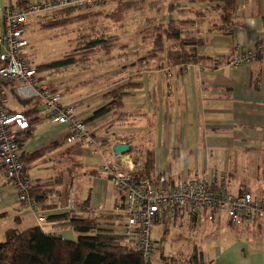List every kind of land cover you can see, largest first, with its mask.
I'll use <instances>...</instances> for the list:
<instances>
[{"label": "crops", "instance_id": "1", "mask_svg": "<svg viewBox=\"0 0 264 264\" xmlns=\"http://www.w3.org/2000/svg\"><path fill=\"white\" fill-rule=\"evenodd\" d=\"M29 1L42 0H0V17L5 5L25 6ZM107 2L104 4L108 5ZM217 3L172 0L161 18L175 19L184 31L182 37L201 38L197 50L204 55L229 57L256 44L264 46V0H235L229 21L220 18V10L214 8ZM95 16L105 21V13ZM226 22L229 31L225 30ZM139 55L122 61L127 62L124 65L98 73L93 67L69 71L71 75L86 76L81 79L49 80L61 91L64 101L77 105L96 145L67 142L69 125L51 122L46 113H38L42 108L39 106L33 115L38 119L21 146V155L44 148L32 161L23 160L32 184L62 176L57 185L47 190L46 204L50 207H41V212L46 216L68 210L67 184L71 175L79 182L77 193L72 195L79 211L111 212L119 193L102 170V164L108 159L119 169L134 168L137 163L133 156L141 148L152 149L155 170L172 180L198 174L206 180L215 179L217 186L230 192L248 191L264 201V54L258 53L247 64L237 67L226 63L214 65L207 59L168 66L161 53L137 66L133 62ZM128 81L132 86L122 98L121 108L113 107L88 119L110 101L104 96L108 90ZM9 96H16L9 91L10 110L32 107V102L25 106L21 101H12L10 105ZM123 141L129 143L128 151L115 154L113 144ZM85 199L87 205L80 207ZM36 217L18 200L0 164V219H13L22 229L39 224ZM184 221L193 229L192 246L202 251L207 264H264V222L232 225L225 211L217 210L211 221L197 213L190 219L179 214L162 223L165 227ZM45 226L54 229L49 223ZM8 229L0 228V241ZM59 232L66 238L77 235L69 228Z\"/></svg>", "mask_w": 264, "mask_h": 264}, {"label": "built area", "instance_id": "2", "mask_svg": "<svg viewBox=\"0 0 264 264\" xmlns=\"http://www.w3.org/2000/svg\"><path fill=\"white\" fill-rule=\"evenodd\" d=\"M95 1L42 0L29 1L25 6L5 5L0 17V164L19 200L37 214L39 222L45 220V214L27 192L31 183L18 141L19 132L28 127L29 120L23 111L8 109V93L13 91L19 100L38 98L51 122L69 125L67 142L96 145L76 105L64 101L61 91L49 80L37 78L36 68L25 53L29 45L25 36L29 14ZM258 53L264 54V46L247 47L231 54L226 64L231 67L245 65ZM102 170L119 193L111 209L121 217L119 231L132 239L146 264H151L155 246L151 236L153 226L164 220H173L179 214L190 219L198 213L201 218L211 221L217 210H224L232 225L264 222V201L254 198L248 191L230 192L223 186H217L215 179L206 180L193 174L176 177L169 185L156 184L150 176L135 175L132 166L119 169L108 159L104 160ZM72 204L69 198L66 205L73 208Z\"/></svg>", "mask_w": 264, "mask_h": 264}, {"label": "trees", "instance_id": "3", "mask_svg": "<svg viewBox=\"0 0 264 264\" xmlns=\"http://www.w3.org/2000/svg\"><path fill=\"white\" fill-rule=\"evenodd\" d=\"M105 1L96 0L95 3L101 4ZM140 1L115 0L120 9L135 8L136 4ZM210 1L218 2L217 5H214V8L220 10L221 19L224 21L232 20L235 0ZM81 6L78 4L56 10L54 13L59 14L60 19L51 21L49 25L66 24L73 22L76 18L95 16V14L100 13V11H97L98 13L86 12L81 15L74 14L75 16H69L74 9ZM112 13L107 12L105 15L110 18H115V15ZM176 23L175 19L166 18L146 26L143 29L145 33L142 36L145 39L153 37L152 47L142 55L137 56L133 63L141 66L147 60L158 57L159 53L163 55L161 56L168 66L199 62L206 59L212 60L214 65L228 61L230 56L213 57L200 53L197 50V46L203 40L201 38L182 37L181 34L184 31ZM226 25L225 30L229 31L230 25L227 22ZM119 41L120 37L117 33H100L99 35L92 36H87L83 33L77 39L76 45L66 54L48 62L36 64L32 62V64L36 68V75L39 79L46 78L42 74L44 71L52 70L50 73H54L64 67H76L75 64L77 63L83 64L81 66L82 68H90V64L95 60L98 53H103L106 56L109 55ZM131 84L128 81L108 90L104 96L110 99V101L95 110L88 119L103 115L113 107L121 108L123 105L122 98L129 93L126 90L132 86ZM27 101L32 102V107L23 110L28 116L29 125L26 129L19 132L20 136L18 141L20 147L24 140L32 134V124L38 119L36 115H33L36 114L41 105L38 98ZM130 150L132 151V147ZM136 150L139 154L134 155L133 158L137 165L132 170L135 175L150 176L152 179L154 178L153 180L156 181V184L169 185L172 182L170 176L155 170V157L152 149L141 148ZM43 151L44 148H41L28 154H22L21 158L25 162H30ZM61 179L62 176L58 175L52 180L41 181L35 184H32L30 180L31 186L27 192L34 198L39 208L50 207V205L46 204L47 190H49L51 185H57ZM87 203L88 200L85 199L79 206L83 207L82 205H87ZM73 205V208H69L63 212L47 214L43 222L38 221L39 224L22 229L9 228L5 232V238L0 241V264H146V259L138 252L132 239L120 232L119 229L117 231L115 230L114 226L119 224L118 222L121 218L118 214L112 212L93 213L90 210H87L88 213H84L83 211H79L80 208L75 205V202H73ZM52 206H56V204L53 203ZM31 211L33 212V210ZM164 221L165 223L167 222V220ZM45 223L51 224L55 230L47 228ZM167 226L166 224L165 228ZM66 228L75 231L77 234L76 237L66 238L63 233L59 232L61 229ZM50 231L54 234H49ZM155 248L156 242L154 250ZM160 258L162 260L160 262L161 264H207V260L204 259L202 251L193 246H191V250L186 255H183V257L165 256L161 253Z\"/></svg>", "mask_w": 264, "mask_h": 264}, {"label": "rangeland", "instance_id": "4", "mask_svg": "<svg viewBox=\"0 0 264 264\" xmlns=\"http://www.w3.org/2000/svg\"><path fill=\"white\" fill-rule=\"evenodd\" d=\"M106 2L107 1L104 3ZM110 2L113 1H108V5H105L104 3L98 4L95 2L91 4H83L81 7L74 9L71 12L72 14L69 15L75 16L76 14L81 15L86 12H97V9L100 13L113 12L112 14L115 15V18L105 16V21H103L100 16L92 18L88 16L80 19L76 18L73 22L66 24L50 26L49 24L51 21L60 19L59 14L54 12L67 6L53 11H40L29 14L25 29V36L29 40V45L25 49L26 55L35 64L48 62L69 52L76 45L77 39H79L80 35L83 33L87 36L99 35L100 33H117L120 37V41L112 49L110 54L106 56L103 53H98L95 60L89 66L95 68V72L98 73L100 70L105 71L106 69H113L120 65H124L127 62L121 63L122 61L130 60L134 56L143 54L151 49L153 37L145 39L142 36L143 33H145L143 32V29L146 26L152 25L161 20V13H164V10H168L167 8L169 5L171 6L172 0H141L136 4L135 8L133 7L131 9H120L117 3L112 4ZM113 19L115 24L112 23ZM108 21H111V24ZM75 65L76 67H64L54 73H50L52 70L44 71L42 74L46 76L45 79L47 80L53 81L52 79L55 78L58 81L62 80L65 82L72 81V78L81 79L86 77H82L83 75L81 74H70L71 72L69 71H73L74 68L80 71L87 69L82 68L81 66L83 64L81 63H77ZM109 75L112 77L113 73H110ZM102 76L104 79H108L106 75ZM12 101H15V103L21 101L20 104L23 103L25 106L31 102L27 100H19L13 96H9L10 105ZM38 113L43 114L46 113V111L42 107L39 109ZM74 178L75 175H71L69 183L67 184V196L70 197L71 200L77 193L79 183L78 178ZM68 199L69 198H67V200ZM6 220L7 218L0 219V228L17 227L21 229L22 225H19V223L15 220ZM114 227L116 231L121 229L120 224H117ZM51 232L52 231H50L49 234ZM151 236L156 242V248L150 258L151 264H161V253L165 256L183 257V255H186L191 250L193 229L191 231L185 221L182 224L171 222L166 228L163 227L162 222H159L154 225L151 231Z\"/></svg>", "mask_w": 264, "mask_h": 264}, {"label": "water", "instance_id": "5", "mask_svg": "<svg viewBox=\"0 0 264 264\" xmlns=\"http://www.w3.org/2000/svg\"><path fill=\"white\" fill-rule=\"evenodd\" d=\"M129 143L128 142H117L115 144H113L112 149L114 151L115 154H120V153H124L126 151H128L129 149Z\"/></svg>", "mask_w": 264, "mask_h": 264}]
</instances>
